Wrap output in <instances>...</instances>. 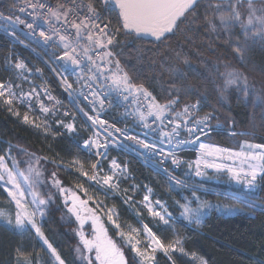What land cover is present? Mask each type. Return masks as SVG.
Segmentation results:
<instances>
[{"label":"snow or ice","instance_id":"6c2138e0","mask_svg":"<svg viewBox=\"0 0 264 264\" xmlns=\"http://www.w3.org/2000/svg\"><path fill=\"white\" fill-rule=\"evenodd\" d=\"M109 2L110 0H89L87 5L88 15L84 19L77 17L78 22L76 20L68 21V17L74 15L73 9L75 8V4H73L72 8L64 10L62 13L60 10H52L51 8L48 9L47 13L58 21L61 15H63L64 22L70 23V27L75 29L74 42L76 44H79L83 40L87 41L81 54L78 52L77 47L73 45L70 34L59 35L58 32H54L55 35H59L60 41H67L63 45L65 50L59 59L65 61L66 64L70 61L71 65L76 66L71 69L73 73L76 72L77 68L81 69V74L73 82H69L65 76H61V86L68 92L69 101L73 106L76 105V101L80 97L88 101L92 106V111L96 115H88L86 112H84V115L91 121L94 128L99 125L105 134L103 139H101L100 132L97 131L94 137L90 136L84 140L83 145H78L81 151L86 150L89 155L94 156V162L90 165L91 174L84 170V163L79 159H74L71 166L76 167L81 175L87 176L88 180L93 181L98 186V190H103L106 196L109 192L119 194L120 183L128 179L130 175L128 166L122 165L117 160L112 159L108 163V171L105 172L103 163L107 159L108 151L111 147L131 148L132 151L145 157L146 162L154 170L162 171L165 175H168L170 187L183 185V181L169 175L168 169H159L157 165L171 160L173 166L179 167L182 161L178 158L177 153L185 145L197 142L200 135H208L212 131L210 122L214 117L209 113L196 118L193 112L199 110V102L186 104L180 111H177L180 97L177 94L178 90L175 87V81H171L173 88L170 90V98L167 103L159 104L154 102L149 106L147 113L139 112L138 116L137 113H129L126 109V114L137 116L143 128L148 129L143 137L129 135L127 128L115 127L114 123L101 119L100 113L105 110V101L110 96H113V94L115 95L113 100L109 102L110 106L113 104L119 105L121 98L123 101H129V98L133 97L135 93H141L145 97L151 96V93L143 85L133 84L132 78L120 67L118 60L115 61V71L111 67H108L112 65L114 57L119 55V53L113 51L114 46L118 43V36L120 34L135 32L137 35L151 36L156 41H160L165 37L166 33H172L179 28V23L183 22L181 18L187 19L189 13L195 12L199 0H115L116 7L119 9L118 26L115 29L111 27L110 21L108 23L104 22L102 19L104 9L98 7L101 3L106 5ZM244 2L245 0H235V2L228 0L227 8H223L222 0H208L209 8L213 12L221 14L216 18H210L206 10L204 16L199 21L211 33L223 30L230 38V44L233 43L231 40L233 30L238 26L241 29V36L236 38L232 52L233 58L238 60L245 58L249 38L253 42H255L257 37L264 39V10L256 9L253 6L254 0H246L248 9L247 19L245 20L243 18L244 14L240 11ZM261 2L264 3V0H261ZM27 6L31 7L34 12L37 7L40 9L45 8V4L40 2V0H37L35 3H29ZM21 11H24V8H21ZM258 11L260 12L259 15L257 14ZM0 19H3L9 25H14L15 23L11 16L5 17L0 15ZM216 19L219 20V25H217ZM16 21H19V17H16ZM19 22L23 23V21ZM191 22L196 23L197 16L194 15ZM27 27L31 29L32 24H28ZM5 31L8 32L7 27ZM39 35L46 42L52 39L51 35H46L43 31ZM93 52L99 63L97 59L93 58V55H90ZM14 67L16 70L25 69V65L22 62H16ZM227 67L231 68V65ZM85 68H87V75L83 74ZM168 70L175 72L178 77H181L178 69L168 66ZM37 71L40 70L37 69ZM242 82L243 87L241 88ZM73 84L80 87L78 95L73 91ZM233 85H236L246 98L251 95L247 84V77L240 72L230 70L223 74V84L218 90L220 100L224 99L223 94ZM16 88H19V85L14 86L12 83L0 82V105L6 108L10 114L19 117L18 106L26 105L28 111L31 112L33 107L32 101L36 100L43 114L44 122L37 123V118L30 119L28 112L24 114L23 122L31 123L36 128H43L46 134L51 132L52 129L48 123V117L55 115L57 109L55 105L52 107L45 106L40 99V91L45 93L49 101H53L55 98L48 94L47 88L37 90L33 87L29 92L21 91L19 95ZM188 91H191V88ZM153 100H155L154 97ZM97 104L99 105V109H97ZM79 111L83 112V108H80ZM70 115L72 114L68 111L63 113L64 117ZM149 117L154 118L152 124L148 123ZM56 124L58 128L62 127L68 133L76 131L74 115L73 119L67 122L64 119H57ZM182 132H186L190 139H181ZM150 134L153 137L158 134L159 138L150 139ZM231 134L236 135L234 132ZM118 137H124L125 140L133 141L134 145L125 144ZM243 147L246 150L241 152H231L229 149L220 148H211L209 150V145L201 143L199 148L200 156L196 161L195 175H206L200 167L201 163L204 162V157L213 156L216 153H224L226 155L222 157L223 159L239 160L241 167L233 168L214 162H204V167L214 168L217 171L226 170L230 179L237 184H243L246 190L255 189L258 179L264 180V144L247 143ZM165 148H167V151ZM93 150L95 151L93 152ZM27 155L29 156V160L25 162L13 158L10 148L5 154L0 155V188L7 193V196L15 203L17 209L14 221L10 214L3 211H0V220H4L14 230L34 232L35 236L47 246L51 257L54 258V264H65V260L49 242L43 231V227L48 206L52 202L55 193L47 197H41L39 193L31 191L33 187L43 186L46 183H51L53 187L58 189L60 195L65 197L63 203L67 212L74 215L80 225V230L76 232V235L79 236L82 247L78 245L76 252L78 253L77 259L80 260L81 264H136V258H138L139 264H154L156 260L155 253L157 251H163L165 255H168L170 250L172 252L177 250L184 252L182 247L178 249V246L181 244L179 239L165 244L153 233L147 224L143 226V235L145 236V240L143 241L140 239L141 233L139 229L129 226V230L124 231L115 208H108L106 212L107 223L113 226L115 235L123 241V244L119 245L116 240L109 236V231L105 227L103 218L97 214L96 209L87 207L91 200L96 203L97 208H103L102 202L94 200L93 197H89L88 200L81 199L76 192L63 187L62 181L56 176V173L51 174L50 181L43 180V172L39 167L40 158H35V154L29 153ZM156 157H160V160L152 164V161ZM9 160L12 161L11 167L7 163ZM21 163H27V174L20 170L19 165ZM243 165H246V168ZM77 187L85 195L88 194L87 189L83 185H77ZM144 188L147 194L138 203L142 204L152 217H158L163 224L168 225L172 220V214L168 212L166 205L161 200L152 201L151 195L153 190L151 187L144 185ZM138 190L139 186L137 185H131L130 188L124 189L126 197L124 203H132L133 196ZM129 191L133 195H128ZM26 193L31 196L30 201L25 199ZM193 196L196 199L197 206L193 208L191 201L180 204V218L189 225L198 227L202 224L203 218L207 215V210L211 209L212 205L206 201H201L199 197H196L195 193H193ZM244 203H247V201ZM227 211L231 212L234 209H227ZM89 220L91 221V234L90 236H86L83 228L85 222ZM142 244L146 245L143 250L141 248ZM123 247L129 248L134 255L132 261H129L126 257L125 252L122 250ZM200 264H205V262L201 260Z\"/></svg>","mask_w":264,"mask_h":264},{"label":"trees","instance_id":"16d2710c","mask_svg":"<svg viewBox=\"0 0 264 264\" xmlns=\"http://www.w3.org/2000/svg\"><path fill=\"white\" fill-rule=\"evenodd\" d=\"M245 5L243 4L240 9L244 14V19ZM227 6L228 0H222V7L227 8ZM206 10L211 12L213 16L211 18H216L221 14L209 8L208 0H199L195 12L189 13L187 19L183 18V22L179 23L178 29L165 34L160 41H156L151 36L137 35L135 32L120 34L116 44L120 48L118 60L132 78V82L148 87L157 101L167 102L173 84L171 77L169 79L164 71L166 65L164 59L173 52L186 55L187 61L184 63V68H179L182 72L181 77L177 76L178 81L174 80L178 90L177 94L180 97L179 103L199 102L200 112L213 114V125H219L225 131L236 133V135L226 132L211 133L204 140L232 149L238 148L241 139L264 144V39L257 37L253 42L249 38L245 58L243 60L234 59L232 55L234 42L237 37L241 36V29L237 26L233 30L232 44L229 43L230 38L223 30L217 33L210 32L212 34L210 36L209 30L199 22ZM194 15L197 16L196 23L191 22ZM106 17L112 27L118 26L116 17L112 15ZM216 23L219 25L218 19ZM224 42L228 43V47L223 45ZM183 46H195L197 47L196 52L192 55L182 53ZM19 52L30 63L28 60L30 55L22 50ZM9 55L8 42L0 36V81L7 76L8 79H12V75L6 71L7 62L12 60ZM228 65H231V68H228ZM230 70L240 71L247 77L251 93L249 97L246 98L244 93L233 85L223 94L224 99H219L218 90L223 84L221 72ZM47 79L54 86L53 80L50 77ZM240 87H243V82ZM189 88L191 91H188ZM239 132L247 134L238 136ZM9 148L12 157L22 162L29 160L27 155L29 153L35 154V158H40L39 167L43 170L47 180L50 179L52 173H56L66 188H75L77 185L89 187L84 180L78 178L76 168L71 164L74 159H79L88 166L93 162L92 159L80 153L65 137L41 136L20 125L0 105V155ZM182 155L186 159L194 157L193 152ZM43 159L65 165L69 171L55 164L43 162ZM110 159L111 156L108 160ZM118 159L121 163L124 161L123 157H118ZM25 164L27 163H21L19 167L23 169ZM107 164L104 162L103 166L106 167ZM127 166L130 172L129 178L123 180L120 185L123 192L131 185L139 186L133 200L140 199L144 185H147L152 188L154 196L166 203L169 212L175 218L180 217V204L191 201L193 208L197 206L193 194L191 195L190 192L178 186L170 187L169 182L160 174L141 165L136 159L128 157ZM257 182L255 197L261 208L259 210L229 201L228 204L236 209V212L223 215L219 212L226 203H222L223 199L196 194L201 201L212 205L198 227L186 225L182 218L172 222L169 227L161 226L159 222L149 220L148 215L142 212L143 223L151 227L163 243L169 244L179 239L184 249L183 254H171L169 259L162 254H156L154 264H196L195 262L201 260L205 264H264V180L258 179ZM42 188L44 197L54 193L48 183ZM128 195L133 194L129 191ZM102 202L108 208H115L121 218L126 217L124 221L128 225H137L117 198L102 197ZM10 206V202L0 188V209ZM105 227L109 231V236L122 245V241L115 235V230L106 223ZM43 231L49 242L65 260V264H81L76 252L77 246H81L76 235V224L65 218L63 206L57 196L53 197L48 206ZM122 250L129 261L134 259L129 248L123 247ZM25 261L33 264H52L48 252L31 235L26 238L25 235L9 231L0 225V264H24ZM136 264H139L137 258Z\"/></svg>","mask_w":264,"mask_h":264},{"label":"bare ground","instance_id":"6f19581e","mask_svg":"<svg viewBox=\"0 0 264 264\" xmlns=\"http://www.w3.org/2000/svg\"><path fill=\"white\" fill-rule=\"evenodd\" d=\"M6 1H11V3L14 2V0H6ZM53 1L55 2V4H57L59 6V10L62 13L64 11V8L66 7V5L68 3L74 4L73 2L75 0H53ZM85 1H88L89 2V0H85ZM112 8H114V9H112ZM111 9H112V11H111ZM108 10L110 11V14L109 15H112V16L116 17L117 19L119 18V9L116 7V4L115 3L109 2L108 3ZM0 15H2V14H0ZM5 17H7V16H5ZM33 23L37 27H40L42 29L40 19H35L33 21ZM6 27L8 28V32H5V28ZM0 30L2 32H5V36L4 35L2 36L1 33H0V36L3 37V38H5L7 40V42H8V45H9V53H10L9 58L10 59L11 58L13 59V57L16 54H20L19 51H21V50L22 51H25V52L31 51L32 54H30V55L32 57H38V58H33L31 61L34 62V63H36V64H38L41 67L44 65V63L42 64L41 63L42 61H40L41 57L44 58L43 55H42V48L43 47L41 45H38V43H39V34L36 33V30L29 29L28 27H23L22 29H20V27L18 26V24L16 22L14 23V25H9V24H6L3 19H0ZM9 33H11V34H9ZM46 35H49V32L48 31H46ZM64 50L65 49H64L63 45L54 44L49 49L48 53H55V54H57V53H63ZM113 50L117 51V53L120 52V48L117 47L116 45L114 46ZM90 55H93V54L90 53ZM93 58L94 59H97V57L94 56V55H93ZM117 60H118V55H117ZM97 62L99 63V60L98 59H97ZM26 65H28V63H26ZM14 66H15L14 63H10L8 61L7 62L6 71L8 72L9 70H12L14 73H16L17 76L22 75L21 72L25 71V70H16ZM74 67H76V66H74ZM108 67H111V65H109ZM120 67L125 71V69L121 65V63H120ZM112 68L115 71V64L112 65ZM41 71H42V68H40V72ZM84 71L86 72V75H87L88 74L87 73V68H85ZM61 73H63V72H61ZM50 77H51V79L54 82V86L52 84H47L48 90L52 93V95H53L54 98H56L58 101L61 102V104L68 105L69 103H68V97H67V95L64 94L63 92H61V87L62 86H61V81H60V75L58 73H56V71H52L51 74H50ZM66 78L69 80V82H73L71 75L66 76ZM6 79L7 78L5 77L4 80H6ZM7 80H8V83H12L14 86L19 85V88H16V91H17V94L18 95H19V93L21 91L22 92H29L33 88L29 82L22 81L19 78H13L11 80L10 79H7ZM0 82H3V80L0 81ZM133 84H135V85H143V84H138V83H134V82H133ZM143 86L151 93L152 97H154L153 94H152V92L148 89V87H146L145 85H143ZM79 89H80L79 85L73 84V91L76 92ZM40 99L43 101L44 104H46V101L44 99H42V98H40ZM157 102L160 103V104H165L168 101L167 102H159V101H157ZM189 102H191V101H187V102L181 103V104L179 103V106H183V105H185V104H187ZM32 106L33 107H32V111L31 112L28 111V108H27L26 105H20V106H18V109H19V112H20V116L17 117V116L11 115L12 118L16 119L20 125L28 128V129H30L32 131L37 132L41 136H49L51 138H55V137L59 136V137H65V138H67L68 141H70V143L80 153H82L84 155H86V150L85 151H81V149H80V147H78V145H83L84 140L85 139H88L90 136L94 137L95 136V132H97V131L100 132L101 139H103V137L105 135L104 132H103V129L101 127L95 126V128H94L92 126V124H87L88 125L87 126L86 123H83L80 120V112L81 111H79V110H75L74 111L75 115H77V117L79 119V122L76 125V131L74 133H68L62 127L58 128L57 127V124H56V120L58 119L59 114L62 111H64L63 108H58L54 123L52 121L53 120V117L52 116H49L48 117V123L51 125L52 131L46 134L45 133V130L43 128H36V127L32 126L31 123H24L23 122V116H24V114L26 112H28V114L30 116V119L37 117V115H38L37 112H38V110H40L38 102L36 100H33L32 101ZM80 107L83 108L84 109V112H87L88 115H96L95 112H93V111L90 110L89 104L87 102H84V104H81ZM133 108L134 107L132 105H130L129 103L122 104L119 108H116L114 110H110V111L104 110L103 112L100 113V118L107 120L109 123H114L115 124V127L127 128L129 135H138V136H140V134L138 132H142V131L143 132H147L148 129H144L143 126H142V124L139 123L138 118H137L139 112H137V110H134ZM126 109H127V112H129V113H137V116H134V115H131V114H126ZM205 114H209V113H205ZM151 118L152 117H150V119ZM43 122H39V123H43ZM148 123L149 124H152V122L149 121V120H148ZM219 128H221V127L219 126ZM136 130H138V132ZM150 136H152V135L150 134ZM155 138H159L158 134L155 136ZM118 139L120 141H122L123 143H125V144L134 145V142L133 141L125 140L124 137H118ZM201 143L206 144V145H209L210 146V149L209 150H211V148L229 149L231 152H241V151H245L246 150L244 147L243 148H240V149H232V148H227V147H220V146H218V145H216L214 143H210V142L204 141V142H200L198 144V146H197V159L200 156L199 148H200V144ZM180 152L181 151H179V153ZM181 154L182 153H180V155ZM138 155L139 154L136 153V152H134V151H132L131 148L111 147L109 149V151H108V158H107V161L106 162L109 163L112 159H115V160H117L118 163H120L122 165H127V158L130 157V158L136 159L141 165L146 166V167L151 168L152 170H154V168L152 166H150L149 163L146 162V160H143V159H142V161L139 160V158H137ZM224 155H226V154H224V153H216L213 156L204 157L203 158V161L204 162H214V163H217V164H224V165L231 166L233 168H240L241 167V164H240L239 160L223 159L222 157ZM110 156H111V159L108 160ZM118 157H123L124 158V161L121 163L119 161ZM182 157H183V155H182ZM42 161L43 162L50 163V164H55L57 167L62 168L64 170H66V171H69V168L67 166H65V165H59V164L50 162V161H48L46 159H43ZM155 163H156V161L153 160L152 161V164H155ZM26 165L27 164H25V166ZM90 165H91V163L88 166L84 164V170L85 171H88L89 174H91ZM25 166L23 167V169L20 168V170L21 171H24L25 173H27V171H26L27 170V167H25ZM107 166H108V164H107ZM157 167L159 169H164V168L168 169L169 175L175 177L177 180H180V178L178 176L183 175L182 172L186 168V167H184V165H182V166H180V168L178 170H177L178 167H176L175 169H171V168L168 167L167 164H165V166H162V165L159 164V165H157ZM243 167L246 168V165H243ZM40 169H41V167H40ZM41 171L43 172L42 169H41ZM107 171H108V169L105 172H107ZM154 171L157 172L158 174H160L165 180H167L169 182L168 175H165L162 171H158V170H154ZM209 171H212V172H223V171H226V170L217 171L214 168H209ZM76 175L78 176V178L81 177L80 178L81 180L88 181L89 184L96 191L102 193L101 190H98V186L95 185V183L93 181L88 180L87 176L81 175L80 174V171H78L77 168H76ZM42 179L48 181L44 177V172H43ZM38 187L40 188V191L43 190L42 186H38ZM178 187H180V186H178ZM1 190H2V188H1ZM204 192L206 193L205 190H204ZM200 193L201 192H199V194ZM201 195H202V193H201ZM202 196H205V195H202ZM6 198H7V196H6ZM156 199H158V198L156 197ZM7 200H8V198H7ZM162 202L165 203L164 201H162Z\"/></svg>","mask_w":264,"mask_h":264},{"label":"built area","instance_id":"2783aa9c","mask_svg":"<svg viewBox=\"0 0 264 264\" xmlns=\"http://www.w3.org/2000/svg\"><path fill=\"white\" fill-rule=\"evenodd\" d=\"M35 2H37V0H14L13 3H11V1L0 0V14H2L3 16H11L12 20L15 21L18 24L20 29H22L23 27H27L28 24H32V28L31 29L32 30H36V33L39 34L41 31H43L46 34V31H48L49 35L52 36V39L50 41L46 42L39 35V43H38V45H41L43 47L42 48V55L44 57V58L41 57V59H40V61H42L41 63L42 64L44 63V65L42 67L31 61L33 58H38V57H32L30 55V54H32V52L28 51L27 53L30 55V58L28 60H29L30 63L27 62V60L25 59L26 57L21 56L20 54H16L12 60H9L10 63H14V64L16 62L24 63V65H25V69L24 70L25 71L21 72L22 75L17 76L16 73H14L12 70H9L8 73L12 75V79L13 78H19L22 81H27V82H29L31 84L32 87H35L37 90H41L43 88H47V84H50L48 82L47 78L50 77V74H51L52 71H56V73H58L60 75V77L61 76H65L66 77L68 75H71L72 81H75L77 79V76L81 74V69L77 68L76 72L73 73L71 71V69L74 66L71 65L70 61L67 62V64H66L65 61L59 59L62 56L63 53L55 54V53H48V51L51 48V46H53L54 44L64 45V43L67 42V41H60L59 35H69L70 34V39L73 40V45L75 47H77L78 52H80L81 54L83 53V48L86 46L87 41L83 40L79 44H76L74 42V38H75V35H76L75 29L70 27V23H65L64 22L63 15H61L60 20L58 21V20H56L55 17H51L50 15L47 14L49 8H51L52 10H59V6L57 4H55V2L53 0H40V2H43L45 4V8L44 9H40L39 7H37L36 11L34 12L33 9L31 7H28L27 5L29 3H35ZM73 3L75 4V8L73 9L74 15L69 16L68 17V21L71 22L73 20H76L78 22L77 17L79 19H84L85 16L88 15L87 5H88L89 2L85 1V0H75ZM72 6H73V4L68 3L66 5V7L64 8V10L72 8ZM98 7L104 9V11L102 13V19L104 20L105 23H108L109 21L107 20V17H106V16H108L110 14V11L108 10V4L105 5V4L101 3ZM21 8H24V11H21ZM112 9H114V8H112ZM112 9H111V11H112ZM16 17H19V21H23V23H20L19 21H16ZM35 19H40L42 29L40 27H37L33 23V21ZM111 27H112V25H111ZM112 28L115 29L114 27H112ZM5 32H2L0 30V33H1L2 36L3 35L5 36ZM54 32H58L59 35H55ZM113 51L115 53H117V51H115V50H113ZM91 54L96 56L94 52L91 53ZM116 60H117V56L114 57L112 65L115 64ZM26 63H28V65H26ZM112 65H111V68H112ZM40 68H42V71L41 72L37 71V69L40 70ZM112 70L114 71L113 68H112ZM61 72H63V73H61ZM83 74L86 75V72L84 70H83ZM6 78L8 79V76ZM7 79L3 80V82L8 83ZM47 90H48V88H47ZM61 92H63L64 94L67 95L68 103H69L68 105L61 104V102L58 101L56 98L53 101H49L46 98V95H45V93L43 91H40V98H42V99H44L46 101L45 106L52 107L53 105H55L57 110H58V108H63L64 109V111H62L59 114L58 119H64L65 122H67V121L72 120L73 119V115H74L75 116V126H76L78 124V122H79V119H78L77 115H75L74 111L75 110H79L81 108L80 107L81 104H84V102L88 103V101L84 100L83 97H80V99H78L76 101V105L73 106V104L70 103V101H69L68 92L65 91L63 87H61ZM74 93L78 95L80 93V89L78 91H76V92L74 91ZM48 94H50L53 97L52 93L49 90H48ZM114 95L115 94H113V96H110L108 98V100L105 101V110L106 111L114 110L116 108H119L122 104L129 103L130 105H132L134 107L133 108L134 110H137V112L147 113L148 110H149V106L152 103H154V102L158 103L156 100H153L152 95L150 97H145L141 93H135L133 97L129 98V101H123V99L121 98L120 102H119V105L113 104L112 106H110L109 102L113 100ZM193 103H197V101H192V102H189L187 104H193ZM89 107H90V110L92 111V106L90 104H89ZM183 107H184V105L183 106H179V107H177L176 110L180 111ZM97 109H99V105L98 104H97ZM65 111L70 112L72 115H70L68 117H64L63 113ZM200 111L201 110H200V104H199V110L198 111H194L193 115L196 118H200V117L204 116L205 113H202ZM37 113H38V115H37V117H35V118H37L36 122L37 123L43 122V114L41 113L40 110H38ZM56 113H57V111H56ZM93 116H95V115H93ZM52 117H53L52 121L54 123L55 118H56V114L52 115ZM153 119H154L153 117L151 119H150V117L148 118V120L151 121V122H152ZM80 120L83 123H86V125L87 124H92L91 121L88 120L87 116L84 115V109H83V112H80ZM210 124H211V128H212V131L210 133H215V131H217L219 129V126L213 125L212 124V120H211ZM97 126H99V125H97ZM136 131L138 132V130H136ZM138 133L140 134V137H143L145 132L142 131V132H138ZM206 136L200 135L199 136V140L197 142L189 143V144L185 145L180 153L184 154V153H187V152H192V150L195 149L198 146V144L200 142H202L204 137H206ZM149 138L150 139H158V138L152 137L150 135H149ZM180 138L181 139H185V140L190 139L186 132H182ZM165 150L167 151V148H165ZM94 151L95 150H93V152ZM180 153L178 152L177 156L182 161V163L180 165V166H182V165H185V164L188 163L187 162L188 159H186L185 157H182V154L180 155ZM86 155L88 157L94 159V156L93 155H89V153L87 151H86ZM137 158H139V160H141V161H142V159L146 160L145 157L140 156V155H138ZM154 160L158 161V160H160V157H156ZM104 161H107V159H105ZM165 164H167L168 167L171 168V169H175L176 168L175 166H173L171 164V160H169L167 163H163V164H160V165L165 166ZM180 166L177 168V170L180 168ZM107 169L108 168L106 167L104 169V171H106ZM101 191L104 194V191L103 190H101ZM112 195H114V194L112 192H109L107 196H112ZM123 197H125V196L123 195Z\"/></svg>","mask_w":264,"mask_h":264},{"label":"rangeland","instance_id":"374dc122","mask_svg":"<svg viewBox=\"0 0 264 264\" xmlns=\"http://www.w3.org/2000/svg\"><path fill=\"white\" fill-rule=\"evenodd\" d=\"M227 1V0H225ZM235 2V1H234ZM245 5V20L247 19V9H248V5H247V2L245 0L244 2ZM256 9L258 10H264V3L261 2V0H254V5H253ZM209 17H213L211 15V12H209ZM257 14L259 15L260 12L258 11ZM183 20V18H181ZM218 22V21H217ZM168 34V33H166ZM208 34L210 36H212V34H210V32L208 31ZM188 38V37H187ZM190 39V38H188ZM196 43V42H195ZM228 43H223V45L225 47H228L227 45ZM195 45V44H194ZM197 47L195 46H183L182 47V50L181 52L182 53H186L188 55H192L194 54V52H196V49ZM180 54V55H178ZM164 61L166 62V65L164 67V71L166 72V74L169 76V79L171 77L170 80L174 81H178L177 79V74L175 72H172V71H169L168 70V66H172L176 69L179 70V73H182L181 70L179 68H184V63H186V55L184 56L183 54L181 53H171L170 56L168 55L167 57H165ZM183 63V65H182ZM244 71V70H243ZM237 72H240V71H237ZM225 73V71H223V73L221 72V76L223 78V74ZM176 75V77H175ZM250 77V76H249ZM6 109V108H5ZM9 113V112H8ZM10 114V113H9ZM12 115V114H10ZM221 127V126H220ZM217 132H226L228 134H231L233 133L232 131H225L223 130V128H219L217 131H215V133ZM211 134V133H210ZM247 133L246 132H239L237 133L238 136H243V135H246ZM232 135V134H231ZM247 143H251V144H259V143H256V142H252L250 140H244V139H241V141H239V145H238V148L237 149H240V148H243L244 145H246ZM217 145V144H216ZM219 146V145H218ZM222 147V146H220ZM193 152V159H189L187 162V164L184 165V167H186L181 176H178L180 178L181 181H183V185H179L182 189L188 191L191 193V195L193 193L195 194H199V192L202 193V195H210V196H213L215 198H221L223 199L224 201L222 203H225L224 206H222L223 208L221 210H219V212H221V214L223 215H229V214H232L234 212H236V209H234L233 207H231L230 204H228L229 201H232V202H235V203H241V204H244L250 208H254V209H261L258 204H257V200H256V197H255V192L257 191V187L255 189H252V190H246L244 189V186L243 184H237L235 181L231 180L230 179V176L229 174L226 172V171H223V172H212V171H209V168H206L204 167V162L201 163L200 167H201V170L203 172L206 173L205 176H196L195 175V172H196V161H197V147L195 149L192 150ZM5 154V153H3ZM2 154V155H3ZM7 163L9 164V166L11 167V163L12 161L9 160L7 161ZM189 165H191V167H189ZM27 174V173H25ZM81 178V177H80ZM51 180V176H50V179L48 181ZM87 183V185L89 187H84L85 189H87V195H85V193L83 191H80V189L78 187H75V188H66V189H70L74 192H76V194L81 198V199H84V200H88L89 197H93L94 200L96 201H100L102 202V197H105V198H117V200L122 204V206L124 207V209L126 210L127 214L129 216L132 217V219L136 222L137 225L133 226V225H128L127 223H125L124 219L126 218H121V216H119V222L121 223V225L123 226V230L124 231H128L129 230V226L132 227V228H136V229H139L140 230V239L143 241L145 240V237L143 235V226L145 225L143 223V217H142V212H145L148 217H149V220H153V221H157L159 222V224L161 226H167L169 227L172 222L176 221V220H180V217L178 218H175L173 215H172V220L169 222L168 225H165L163 224V222H161L159 220L158 217H152L146 208H144L141 204H139L138 202H140L143 198V196L146 193V189L144 188L142 193H141V197L139 200H133L132 203L130 204H125L124 203V199H126L125 197H123V189L121 188V185L119 186L120 187V192L119 194H114L112 196H106L105 194L101 193V192H98L96 191L90 184L88 181H85ZM258 183V182H257ZM48 186L53 190V192L55 193V196L58 197L59 199V202L61 204V206H63V209H64V214H65V218L68 219V220H71L73 222H75L76 224V232L78 230H80V225L78 223V221L76 220V217L74 215H72L71 213H68L67 212V209L66 207L64 206V199L65 197L64 196H61L58 189L53 187L51 185V183H48ZM64 187V186H63ZM3 190V189H2ZM204 190L206 191V193L204 192ZM31 191L33 192H37L40 194L41 197H44L43 195V191H40V188L38 186H35L31 189ZM4 192V191H3ZM5 193V192H4ZM200 193V194H201ZM205 193V194H204ZM5 195L7 196V193H5ZM125 196V195H124ZM47 197V196H45ZM8 200L11 204L10 207H5L3 209H0V211H3L7 214H10L11 218L15 219V213L17 211L16 209V205L14 202L11 201V198L8 197ZM25 199L30 201L31 200V196L28 195L26 193V196H25ZM151 199L153 202H155L156 197L154 196L153 192H152V195H151ZM245 201H247V203H244ZM162 202V201H161ZM69 203H71V201H69ZM103 203V202H102ZM163 203V202H162ZM166 205V203H164ZM103 208H97V205L96 203H94L93 201H89V204H88V208H91V209H96V212L98 215H100L102 218H103V222H105L106 224L107 223V217H106V212H107V209L108 207L104 205L103 203ZM167 207V206H166ZM195 207V206H194ZM110 208V207H109ZM227 209H234V211H227ZM167 210L169 212V209L167 207ZM181 211V210H180ZM137 213H139V215H137ZM184 221V220H183ZM185 224L187 225L188 223L186 221H184ZM0 225L5 227L7 230L9 231H15V232H18V233H21L23 235H25V237H29L30 235L34 238V240L38 243H40L43 248L48 252L49 254V260L52 264H54V258L51 257V253L48 251L47 249V246L43 244L42 241H40L34 234V232H30V231H19V230H14L12 227L8 226L6 224V222L4 220H0ZM111 228H113V226L111 224H108ZM189 225V224H188ZM191 226V225H190ZM193 226V225H192ZM151 228V227H150ZM114 229V228H113ZM115 230V229H114ZM83 232L86 236H90L91 234V221H86L85 222V225H84V228H83ZM154 233V232H153ZM78 238V241L80 243V238L79 236H77ZM119 238V237H118ZM120 239V238H119ZM123 243V241H122ZM82 246V245H81ZM146 245L142 244L141 245V248L143 250V248L145 247ZM179 247H181V244L178 246V249ZM156 254H162L163 256H165L166 258L169 259V256L171 254H176V255H180V254H183V252H180L179 250L175 251V252H172L171 250L169 251V254L168 255H165V253L163 251H157L155 253ZM94 255V253H93ZM138 260V258H137ZM139 261V260H138ZM30 261H25L24 264H29ZM194 262V261H193ZM196 264H200V261H197L195 262ZM30 264H33L32 262H30Z\"/></svg>","mask_w":264,"mask_h":264},{"label":"water","instance_id":"95a60500","mask_svg":"<svg viewBox=\"0 0 264 264\" xmlns=\"http://www.w3.org/2000/svg\"><path fill=\"white\" fill-rule=\"evenodd\" d=\"M111 3H115V0H110ZM116 4V3H115Z\"/></svg>","mask_w":264,"mask_h":264}]
</instances>
